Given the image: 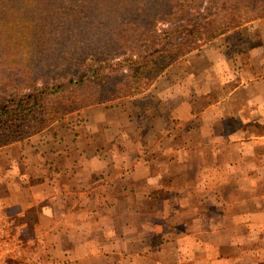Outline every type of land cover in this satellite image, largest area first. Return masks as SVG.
<instances>
[{
  "label": "crops",
  "instance_id": "0c3cea01",
  "mask_svg": "<svg viewBox=\"0 0 264 264\" xmlns=\"http://www.w3.org/2000/svg\"><path fill=\"white\" fill-rule=\"evenodd\" d=\"M75 118L14 144L63 263L264 264V18Z\"/></svg>",
  "mask_w": 264,
  "mask_h": 264
},
{
  "label": "trees",
  "instance_id": "16d2710c",
  "mask_svg": "<svg viewBox=\"0 0 264 264\" xmlns=\"http://www.w3.org/2000/svg\"><path fill=\"white\" fill-rule=\"evenodd\" d=\"M264 0H0V147L147 91Z\"/></svg>",
  "mask_w": 264,
  "mask_h": 264
},
{
  "label": "rangeland",
  "instance_id": "374dc122",
  "mask_svg": "<svg viewBox=\"0 0 264 264\" xmlns=\"http://www.w3.org/2000/svg\"><path fill=\"white\" fill-rule=\"evenodd\" d=\"M77 112L69 113L55 123H76L78 119L71 120L69 117ZM52 125L48 128L52 127ZM18 142L0 147V199L4 203L13 232L18 234L23 241L22 252L24 259L20 261L10 260L9 264H67V261L63 263L62 255L58 257L59 252L57 253V248L54 245L55 230L58 228L49 227L50 221L46 217L41 216L40 212L33 209V205L36 206V197L34 198L30 187L25 185L20 178L19 172L22 169L25 173L31 172L30 167L32 164H29L33 161V156L36 154H34L30 143L26 147L21 148L20 145L14 146ZM103 261L102 257L98 260L99 264H103ZM70 264L73 263L71 262ZM75 264L78 263L76 262Z\"/></svg>",
  "mask_w": 264,
  "mask_h": 264
},
{
  "label": "built area",
  "instance_id": "2783aa9c",
  "mask_svg": "<svg viewBox=\"0 0 264 264\" xmlns=\"http://www.w3.org/2000/svg\"><path fill=\"white\" fill-rule=\"evenodd\" d=\"M23 241L14 233L8 219L3 201L0 199V264H9L10 260H22Z\"/></svg>",
  "mask_w": 264,
  "mask_h": 264
}]
</instances>
